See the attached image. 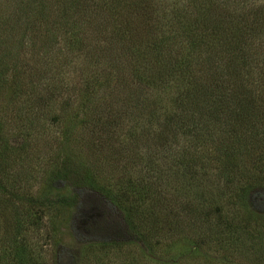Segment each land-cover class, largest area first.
Wrapping results in <instances>:
<instances>
[{"label":"rangeland","instance_id":"rangeland-1","mask_svg":"<svg viewBox=\"0 0 264 264\" xmlns=\"http://www.w3.org/2000/svg\"><path fill=\"white\" fill-rule=\"evenodd\" d=\"M17 1L0 0V264H16L14 244L40 253L44 264H264V254H256L264 250V241L249 240L254 226L264 225V173L248 170L252 160L236 158L230 165L233 169L245 160L248 164L228 179L218 168L222 156L213 149L214 138L208 143L189 132L179 134L174 145L162 117L173 108L167 106L169 101L160 94L156 99L150 96L154 99L150 113L147 99L137 106L135 98L124 94L127 89L114 87L113 74L126 76L128 67L123 58L115 60L119 53L113 45L95 35L85 41L87 50L101 57L90 59L87 53L83 62L74 54L69 65L56 67L45 55L44 33L36 26V32L24 31L26 20L16 14ZM62 38L60 33L58 49L63 47ZM107 65H113L110 75L105 74L112 80H100L88 91L89 75L107 73L103 71ZM48 76L58 81L57 90L50 89ZM258 109L255 140L262 129ZM181 125L186 131L192 128L188 119ZM157 136L165 148L171 146L169 158L188 153L198 169L196 180L202 187H214L201 210L221 206L228 220L235 218L232 231L244 227L246 234L237 232L240 238L234 244L225 240L231 230L217 243L215 237L207 243L200 235L208 225L182 218L173 202L168 212L155 206L148 210L150 203L122 197L124 172L136 174L143 158L151 155ZM256 149V160H263V166L264 153ZM169 180L178 190L187 186L181 173ZM79 181L85 184L81 187ZM240 186L244 191L235 199ZM165 196L171 199L168 192ZM39 200L45 207L30 205ZM131 202L133 212L128 209ZM98 222L102 230H96Z\"/></svg>","mask_w":264,"mask_h":264},{"label":"trees","instance_id":"trees-1","mask_svg":"<svg viewBox=\"0 0 264 264\" xmlns=\"http://www.w3.org/2000/svg\"><path fill=\"white\" fill-rule=\"evenodd\" d=\"M16 3V14L26 20L24 31H34L36 26L39 33H44L45 55L53 58L56 67L62 63L69 65L68 58L74 54L83 62L87 53L91 54L90 59L101 57L95 50H87V40L95 35L113 45L120 56L114 55L115 60L123 58V66L128 67L126 76L122 77L120 72L113 74L114 87L127 89L124 94L135 98L137 106L147 99L145 104L150 113L154 112L151 108L156 95L169 101L167 106L173 108L166 109L162 117L165 130H171L166 133L170 132L174 145L178 144L179 134L189 132L198 134L195 137H205L208 143L214 138L213 149L222 156L218 168L226 178L248 164L245 160L243 166L230 167L239 156L252 160L250 172L264 173V165H260L263 160H256L255 156L256 148L264 153V0H18ZM60 33L64 38L62 49H58ZM109 67L113 65L103 68L107 73L96 71L89 75L85 84L88 91L100 80L104 79L103 83L112 80L105 77ZM51 78H47L48 85L57 90L58 81ZM258 108L262 129L261 137L255 140L254 113ZM185 119L192 123L190 131L182 129ZM161 131L165 134L164 129ZM156 139L151 155L143 158L134 171L136 174L124 172L126 186L120 194L131 196L134 202L136 199L150 203L148 210L155 206L170 212L173 202L182 218L189 217L192 224L203 221L208 225L200 237L207 243L215 237L217 243L222 235L232 231L235 218L228 220L221 206L213 210L207 206L209 210L202 211L214 187H202L196 180L198 169L188 160V153L169 158L171 146L165 148L160 136ZM179 173L186 176L185 189L171 186L169 179ZM228 179V184H234V180ZM79 182L81 187L85 184ZM244 187L234 191L235 199L241 197ZM165 192L171 199L165 198ZM30 203L34 208L45 207L40 200ZM128 209L133 212V202ZM179 215H173L175 221L180 220ZM163 220L165 223L164 217ZM95 227L104 228L101 222ZM20 228L16 226L18 233ZM241 228L233 229L225 240L234 244L240 238L237 232L246 234ZM249 240L262 243L264 225H255ZM11 249L16 264H44L40 253L33 249L18 244ZM261 250L256 254L263 255Z\"/></svg>","mask_w":264,"mask_h":264}]
</instances>
